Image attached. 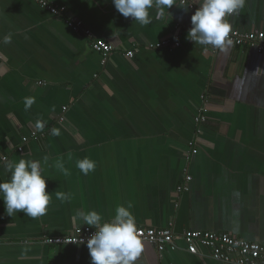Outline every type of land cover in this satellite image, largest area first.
<instances>
[{"label":"crops","instance_id":"obj_1","mask_svg":"<svg viewBox=\"0 0 264 264\" xmlns=\"http://www.w3.org/2000/svg\"><path fill=\"white\" fill-rule=\"evenodd\" d=\"M53 1L65 15L33 0H0V181L10 178L6 163L39 160L52 194L35 219L8 216L0 199V264H91L86 244L42 240L90 227L80 212L108 221L129 204L137 227L226 233L264 245V55L188 40L200 0H191L196 9L174 0L159 18L153 7L147 25L124 17L111 0ZM68 18L91 37L69 28ZM227 20L231 31L264 34V0H245ZM93 40L115 51L104 59L91 50ZM165 40L179 47H146ZM129 50L132 58L124 56ZM26 98L34 101L29 108ZM202 109L206 122L198 124ZM85 157L95 162L87 175L76 167ZM186 176L189 192L179 193ZM142 244L135 264H223L203 249L159 254Z\"/></svg>","mask_w":264,"mask_h":264},{"label":"clouds","instance_id":"obj_2","mask_svg":"<svg viewBox=\"0 0 264 264\" xmlns=\"http://www.w3.org/2000/svg\"><path fill=\"white\" fill-rule=\"evenodd\" d=\"M115 9L124 17H131L141 25L151 22L150 9L155 7L157 17L174 5V0H111ZM192 3L183 0L182 5ZM245 0H200L199 7L191 16V25L187 39L204 46H212L223 50L232 43L229 38L231 24L226 17L237 14L243 8ZM169 14V13H168ZM11 37L5 36L3 43L10 42ZM34 101L26 98V108L31 107ZM37 127L42 129L43 124ZM53 134H59L53 130ZM47 160V157L44 158ZM56 168L65 172L62 162L57 161ZM76 167L84 174L94 171L95 162L85 157L77 160ZM10 178L0 181V199L3 200L5 212L12 217L22 212L30 218H37L46 213L51 193L46 191V178L42 175L41 161L21 158L17 162H8L5 165ZM61 201L70 199V194L56 193ZM124 206H118L115 215L108 221H102V216L95 210L87 213H78L84 224L95 231L86 241L91 257V264H135L140 256L143 244L138 235L135 217ZM80 243H84L83 240Z\"/></svg>","mask_w":264,"mask_h":264},{"label":"built area","instance_id":"obj_3","mask_svg":"<svg viewBox=\"0 0 264 264\" xmlns=\"http://www.w3.org/2000/svg\"><path fill=\"white\" fill-rule=\"evenodd\" d=\"M33 2L40 8L48 11L52 16H63L66 13V9L63 6L57 5L53 0H33ZM181 3H183V0H179V4ZM183 6H189L191 9L195 8L194 2L184 4ZM230 16L226 17V19ZM66 23L73 31L81 32L87 38L91 37L90 31L82 28V24L79 21L68 18ZM229 38L232 41V45L237 47L247 46L257 54L264 55V34L261 32L231 31ZM89 42L91 50L100 54L104 59H107L108 56L115 51L112 45L103 41L93 40ZM146 47L148 49L173 48L179 47V43L178 41H174V43L171 44L169 41L165 40L156 44H148ZM134 53V50H129L124 52V56L126 58H132ZM63 110L65 111L66 107L63 108ZM205 113L206 110L202 109V112L197 117L198 124L206 122ZM59 121L63 122L64 117L61 116ZM24 141H26V139H23V142ZM189 146L192 147L193 143H189ZM194 152L195 150L192 151V153ZM190 181L191 177L186 176L183 184L178 188V192H189ZM137 228L142 243L144 242L154 246L159 254L166 250L176 251L183 247V250L193 256L201 254V249L206 250L211 259L223 264H264V245L247 242L226 233L185 231L180 236H177L171 228ZM94 231L95 229L91 227L75 228L66 236L44 238L42 243L53 247L86 244L87 239ZM179 239L182 245L179 243ZM81 240H83L84 243H80Z\"/></svg>","mask_w":264,"mask_h":264}]
</instances>
